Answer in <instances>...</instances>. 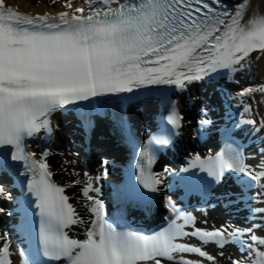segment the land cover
Here are the masks:
<instances>
[{
	"label": "snow or ice",
	"instance_id": "1",
	"mask_svg": "<svg viewBox=\"0 0 264 264\" xmlns=\"http://www.w3.org/2000/svg\"><path fill=\"white\" fill-rule=\"evenodd\" d=\"M81 4L73 7L72 0H65L66 11L32 15L0 0V173L17 176L27 196L35 198L19 202L18 231L25 242L31 241L30 246L12 251L5 231L0 235V264H14L17 255L19 264H219L229 246L236 251L229 264H264V148L262 163L250 166L238 146L232 147L230 129H224L221 153L195 155L180 171L198 169L211 178L196 182L204 197L216 194L211 186L222 184L226 173L234 174L239 185L233 191L239 195L219 193L234 206L253 200L249 193L255 184V206L245 213V221L252 222L199 227L195 216L164 195V208L172 215L165 217L166 226L150 235L106 219L105 205L97 198L101 189L93 186L91 177L81 188L91 214L85 219L65 195L66 188L81 181L57 185L51 179L48 153L37 159L25 147L26 138L42 131L50 135L52 115L68 106H83L81 122L90 131L94 127L90 113L104 98L148 99L160 86L182 92L195 83L244 69L253 53H258L257 60L264 57V14L256 11L252 0L233 5L228 0H81ZM256 93L264 96V83L242 88L238 96ZM159 102L168 115L157 134L137 145L141 158L137 180L147 193L163 190L170 169L153 172L152 165L159 147L171 143L168 125L179 129L183 121L167 93L160 94ZM250 109L247 105L244 112ZM211 123L201 119L197 133ZM243 123L264 132V123L256 119ZM120 127L127 131V119L121 118ZM100 179L95 177L97 182ZM136 195L152 199L138 189ZM13 199L0 183V200ZM33 204L38 209V228L29 211ZM0 214L11 212L0 206ZM74 229L82 230L84 238L70 236Z\"/></svg>",
	"mask_w": 264,
	"mask_h": 264
},
{
	"label": "bare ground",
	"instance_id": "2",
	"mask_svg": "<svg viewBox=\"0 0 264 264\" xmlns=\"http://www.w3.org/2000/svg\"><path fill=\"white\" fill-rule=\"evenodd\" d=\"M30 1H32V0H5L7 6H10L13 9L16 8L17 10H19V11L21 10L24 12L25 11L26 12H32V13H36L39 11L40 12H44V11L48 12L49 10L54 11L55 9L58 12L68 10L64 7L65 0H59L58 2H60V4L54 5L53 8L52 7L46 8L44 3L43 4L39 3V5L32 6V5H30ZM72 3H73V7L82 6L81 0H72ZM252 5L254 6V8L256 9V11L259 14H264V0H252ZM257 55H258V53H253L252 56L245 62L244 69H242L238 72H235L233 74V78L237 77L238 80L239 79H241V81L244 80V82H242V84L247 83V82H250L251 84L253 83V85H256L259 83H264V57L257 60L256 59ZM240 86H241V84H238V86H234V88H238ZM213 94H215V93H211V95H213ZM251 97H252V101L254 102V105H256L257 109L261 110L260 115L263 119L262 123H264V96H261L259 93H256V94H253ZM213 98H214V95H213ZM242 104H244V103H242ZM240 110H242L241 107H240ZM96 134L94 137H97ZM263 134H264V132H263ZM69 143L71 145L72 142L70 141ZM248 151H250L248 160H250L249 162H250L251 166L256 167V166L260 165L259 163H262L261 155L259 153L254 152L253 149H249ZM95 153L96 152H94V151L92 153V157H93V159L91 161L92 166H95V164H96L97 157H96ZM51 166L56 168V170H58V169L61 170L59 173H57L56 177L63 182L69 181L70 178H72V177H75V178L77 177L82 182H87V180L89 179V172L86 171L87 176L84 174V172H82V170H84L85 168L87 169L88 167L85 164V162H82L80 155L75 156V155L71 154L69 157V161H61L60 160L59 162H57V165H51ZM80 187L82 188V185ZM254 189H256V187H254ZM79 202L83 203V201H79ZM84 202H87V201L85 200ZM205 213L206 214L203 216V219H201V218L200 219L198 218V219L202 223H204V221H207V223H206L207 227H209L210 225L211 226H213V225L218 226V224H220V223L222 224L226 218V216H224L223 212H220V209L217 206L212 207V208H208ZM228 221H230L229 218H227V222ZM5 230L6 229H1L0 235H2ZM216 251H217V249L211 250V252L213 254H215ZM224 252H225V255L223 258L219 259L220 262L224 261V259H226L228 256H231V253H233V254L236 253L235 248H233L231 246L225 248Z\"/></svg>",
	"mask_w": 264,
	"mask_h": 264
},
{
	"label": "rangeland",
	"instance_id": "3",
	"mask_svg": "<svg viewBox=\"0 0 264 264\" xmlns=\"http://www.w3.org/2000/svg\"><path fill=\"white\" fill-rule=\"evenodd\" d=\"M59 0H55V3L53 2V0H32V1H30V5H32V6H34V5H39V3H41V4H43L44 3V5H45V7L46 8H49V7H54V5H58V4H60V2H58ZM65 154V153H64ZM65 156L67 157V155H64L63 157L65 158ZM54 171V175L55 176H57V173H59L61 170H56V168L53 170ZM73 178V177H72ZM75 179H77V178H75ZM74 180V179H73ZM72 179L70 180V181H68L69 182V184L73 181ZM73 187H76V185L75 186H73ZM73 187H70L71 189H73Z\"/></svg>",
	"mask_w": 264,
	"mask_h": 264
},
{
	"label": "water",
	"instance_id": "4",
	"mask_svg": "<svg viewBox=\"0 0 264 264\" xmlns=\"http://www.w3.org/2000/svg\"><path fill=\"white\" fill-rule=\"evenodd\" d=\"M234 2V0H228V3Z\"/></svg>",
	"mask_w": 264,
	"mask_h": 264
}]
</instances>
